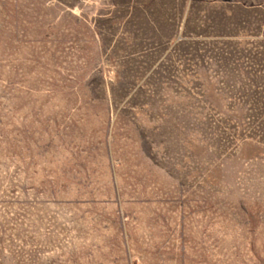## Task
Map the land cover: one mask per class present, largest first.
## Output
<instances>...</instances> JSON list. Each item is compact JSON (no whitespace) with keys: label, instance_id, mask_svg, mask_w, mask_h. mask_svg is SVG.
Segmentation results:
<instances>
[{"label":"rangeland","instance_id":"rangeland-1","mask_svg":"<svg viewBox=\"0 0 264 264\" xmlns=\"http://www.w3.org/2000/svg\"><path fill=\"white\" fill-rule=\"evenodd\" d=\"M0 264H264V0H0Z\"/></svg>","mask_w":264,"mask_h":264}]
</instances>
